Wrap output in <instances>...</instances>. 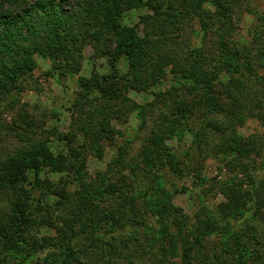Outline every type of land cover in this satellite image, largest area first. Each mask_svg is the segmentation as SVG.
<instances>
[{"label": "trees", "instance_id": "obj_1", "mask_svg": "<svg viewBox=\"0 0 264 264\" xmlns=\"http://www.w3.org/2000/svg\"><path fill=\"white\" fill-rule=\"evenodd\" d=\"M7 2L0 0V111L25 90L38 57L61 73L79 74L90 45L95 56L109 59L113 72L102 78L107 84L97 86L100 93L111 94L103 113L92 114L88 120L93 123L71 136L60 135L68 154H55L47 141L26 140L0 156V264H143L146 253L155 264H264V12L255 13L250 0ZM140 9L148 12L137 24H127V13ZM244 11L256 15L258 24L252 41L242 43L235 38V19ZM189 17L197 20L200 32L216 38L215 44H184L181 31ZM122 58L129 70L120 75L126 84L119 89L114 86L119 75L115 61ZM168 75L175 82L154 102L176 117L162 120L144 149L149 171L160 183L163 173L180 169L183 154L173 147L166 154L168 147L162 145L177 134L184 136L190 118L205 112L198 132L200 175L214 156L233 172L241 165L249 184L239 182L235 173L236 181L221 189L228 201L219 206L217 218L204 206L193 219L172 204L166 185L141 183L138 195L116 196L112 209L89 208L112 176L99 173L101 182L93 191L86 177L88 145H75V139H88L102 158L110 120L126 111L145 115V106L130 99L128 90L149 89ZM94 80L80 77L88 89L95 87ZM191 96L198 99L195 111ZM249 120L260 123L262 132L243 136L240 128ZM259 159L262 168L257 169ZM54 174L61 177L54 181ZM139 201L147 203L144 208ZM245 210V222L237 228L233 220ZM229 226L236 228L230 240L205 244L208 233ZM232 246L238 251L230 252Z\"/></svg>", "mask_w": 264, "mask_h": 264}, {"label": "rangeland", "instance_id": "obj_2", "mask_svg": "<svg viewBox=\"0 0 264 264\" xmlns=\"http://www.w3.org/2000/svg\"><path fill=\"white\" fill-rule=\"evenodd\" d=\"M1 1L8 4V0ZM250 2L255 13L256 11L264 12V0H250ZM147 12V9L131 10L127 13L125 21L130 25L137 24L139 16ZM256 24H258L256 15L248 11H244L243 15L237 12L235 19L236 40L242 43L251 42V32ZM181 32L183 42L186 45L188 43L196 46L215 44L216 38L213 35H204L199 31L196 19L186 18ZM37 61L38 67L33 71L25 90L12 101L13 103L2 106L0 111V156L24 144L26 140L47 141L52 146L55 154L59 152L68 154L69 146L66 145L67 142L64 143L59 139L60 135L71 136V133L78 132L77 128H82L83 124L86 125L88 122L92 124L93 121L88 120V118L92 114H102V106H106L110 98L111 94L109 92L104 91L106 94L100 93L97 86L103 83L102 78L104 79L105 75L110 76L113 67H111L108 58L95 56L90 45L84 50L79 74L61 73L59 70L54 69V65L50 60L41 57H38ZM115 67L119 70V75L117 82L113 80L116 82L114 86L120 89L124 87L123 84H126L125 79H123L125 75L123 74H126L129 70L128 61L123 58L119 59L115 61ZM120 75L123 76L120 78ZM80 77L85 79L94 78L95 80L91 83L95 87L88 89L87 83L84 85L80 82ZM174 82L175 78L168 75L149 89L128 90L127 96L130 99L145 106V115H139L137 111H126L127 113L120 114L119 117L110 120L108 129L111 133L102 145L104 149L102 158L98 157L96 145H91L88 139H75V145H88L84 155L87 164L86 177L93 185L91 189L95 191L96 186L101 182V178L98 177L99 173H107L110 178L112 176L111 180L107 181L104 192L102 189V193H97V197L89 204V208L95 210L98 205L99 208L105 210L112 209L118 198L116 196H120L123 192H128L129 195L135 192L138 195V184L141 183L144 187L156 186V188H159V185H166L171 192L172 204L183 209L193 219L204 206L212 212V217H216L218 216L219 206L228 201L221 189L227 182L236 181L235 173L239 172V182L246 179V186L249 184L247 183L249 182L248 179L243 176L241 165H238L233 172L227 166V162L224 163L219 157L214 156L206 161L202 169L203 174L200 175L198 132L202 130V120L206 113L198 112V110L196 111L198 113L190 118L184 136L177 134L166 139L162 145L163 148L168 147L165 148L166 154L170 153V147H173L174 151L183 154L184 164L180 166V169L171 170L169 168L170 170L167 173H163L160 183L152 174V171H149L148 165L143 162L144 149L151 143L154 132L161 121L176 117V112L154 102V100L159 92L166 91ZM107 83L108 81L103 84ZM189 98L188 102L193 104L195 111L198 108V99L193 98V96ZM262 130L260 123L249 120L240 128L239 132L246 137L262 132ZM63 146L67 147L64 148ZM120 147L123 148V151L119 149ZM122 152V157L117 158ZM115 157L118 159L117 163L113 160ZM257 162V169L262 168L261 159ZM110 163H112L111 168ZM60 175L54 174L51 175V178L57 181L61 177ZM204 178L208 179L207 182L213 183L215 188L206 185L207 182H203ZM37 192L41 193V190H37ZM114 197L116 198L113 200ZM46 200L53 203L55 199L48 195ZM146 204V202L139 201L138 207L142 209ZM242 211L244 210L242 209ZM247 215L246 210L238 213L237 219L233 220V225L238 228L240 222H245L243 219ZM229 227L217 230L214 233H208L209 237H207L205 244L212 247L214 244L230 240V234L236 228L234 226ZM103 228L105 229V226ZM53 231L54 229H51L50 232ZM234 251H238V246H232L230 252ZM142 257L143 264H155L147 253ZM124 264L130 263L125 261Z\"/></svg>", "mask_w": 264, "mask_h": 264}]
</instances>
